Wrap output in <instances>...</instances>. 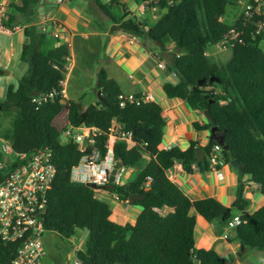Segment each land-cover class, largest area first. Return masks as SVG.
I'll return each instance as SVG.
<instances>
[{
  "label": "trees",
  "instance_id": "obj_1",
  "mask_svg": "<svg viewBox=\"0 0 264 264\" xmlns=\"http://www.w3.org/2000/svg\"><path fill=\"white\" fill-rule=\"evenodd\" d=\"M133 1L144 3L148 10L155 6L157 18L150 24L137 20L129 16L120 0H109L100 6L121 29L159 41L162 47L172 45V62L165 63V67L174 72V78L163 82V91L193 109L209 111L213 122H194V127L201 130L216 125L228 145L227 150L221 149L223 162L235 159L243 163L241 176L257 183L264 195V49L260 46L264 26L256 31L264 14L247 15L242 10L227 21L222 18L229 0ZM37 3L38 0H19L7 7L4 24L22 27L24 41L18 59L27 68L16 85L6 86L0 100V113L11 116L10 126L0 127V135L16 152L51 149L56 173L43 216L45 229L64 238L73 235L76 228L87 230L84 250L75 253L78 264H227L213 249L195 247V213L215 223L217 233L223 232L229 218L239 214L241 222L231 228L233 234L228 239L264 250V204L252 213H243L247 200L242 195V184L226 206L215 197L190 200L168 178L166 170L179 159L183 169L191 171L198 146L190 140L185 150L176 146L159 148L165 124L161 104L134 94L135 100L120 106L121 89L102 67L96 72V87L105 102L97 99L85 104L81 98L66 99L62 95L68 47L35 23ZM221 39L230 49L223 63L207 54V49ZM209 76L218 81H209ZM201 78L204 80L198 82ZM48 93L52 96L39 103L32 100ZM113 118L121 130L131 133L134 142L127 146L124 139H115L117 163L139 168L143 154L149 157L134 178L113 182L106 189L120 200H127L129 194L140 195L133 201L140 206L133 224L112 220L108 202L84 183L70 181V168L83 152L77 142L60 141V133L68 124L95 126L99 130L95 145L102 155L105 133ZM215 143L218 142L211 139L199 147L205 154L197 162L200 169L209 168L207 155ZM3 174L4 170L0 171V178ZM13 249L11 244L3 245L0 264L10 259Z\"/></svg>",
  "mask_w": 264,
  "mask_h": 264
},
{
  "label": "crops",
  "instance_id": "obj_2",
  "mask_svg": "<svg viewBox=\"0 0 264 264\" xmlns=\"http://www.w3.org/2000/svg\"><path fill=\"white\" fill-rule=\"evenodd\" d=\"M1 1L7 7L12 2L19 3V0ZM87 1L38 0L37 3L35 23L50 33L58 32L59 41L68 47L63 96L66 99L81 98L85 104L95 102L98 99L96 72L102 67L109 77L116 80L122 94H141L145 100H153L161 104L165 124L159 148L176 146L180 150H185L190 140L196 141L198 147L208 144L211 140L210 127L197 130L193 125L194 122L199 124L209 122L203 111L191 108L182 99L167 96L162 89L163 82L172 81L174 77L165 65L161 67L158 63L165 62L161 51L172 53V45L169 43L162 47L145 35L138 36L121 29L111 19L101 18L88 6ZM107 1L109 0H97L99 4ZM120 1L130 12L129 16L146 24L154 20L144 3L133 0ZM241 1L233 0L231 9L234 8L236 12L227 10L222 19H234L237 5ZM16 31H22V27L18 25L17 28H10L9 31L1 30L8 34ZM212 47L207 49V54L210 56L217 53L220 46L214 44ZM19 53L20 49L18 57ZM2 99L0 97V100ZM148 159L149 157L143 154L139 168L123 167L122 172L126 173L124 181L134 178ZM197 162L195 160L189 172L183 169L179 161L166 170L168 178L178 185L190 200L215 197L229 206L240 183L242 195L247 200L243 213H252L264 204V195L260 192L258 184L250 181L246 175L241 176L240 170L229 162H223L217 169H200ZM104 192L109 194L111 202L122 210L121 214H118L111 208L109 217L118 223L133 224L140 206L133 201L120 200L114 193ZM216 231L215 223L208 222L195 213L193 229L195 247L213 249L227 264H264V250L248 248L236 239H228L232 237L233 231L226 227H223L222 233ZM85 239L75 240V247L62 254L56 264H74L76 251L85 248ZM42 241L44 254L40 264H47L48 261L44 260L46 255L51 257L56 254L57 249L65 247L69 239L56 233L45 235ZM72 253L74 259L70 261Z\"/></svg>",
  "mask_w": 264,
  "mask_h": 264
},
{
  "label": "built area",
  "instance_id": "obj_3",
  "mask_svg": "<svg viewBox=\"0 0 264 264\" xmlns=\"http://www.w3.org/2000/svg\"><path fill=\"white\" fill-rule=\"evenodd\" d=\"M149 11L151 17L156 19L157 8L152 6ZM243 11L247 15H251L253 12L264 14V0H246ZM7 16L8 8L0 0V31H9L10 28L18 27V25L6 26L4 21ZM263 26L264 21H259L256 31L258 32ZM41 29L46 30L44 27ZM50 34L58 36V32ZM216 44L224 47L226 41L221 39ZM158 65L163 67L165 62L160 61ZM171 74L174 75V72ZM62 85H64V80ZM61 93L64 94L63 87ZM51 96V93L42 94L33 97L32 100L39 103L42 99ZM133 100H135L134 94L119 95L120 106ZM98 133L99 130L95 126L89 125L73 126L68 124L61 131L60 141L77 142L78 149L83 152L78 162L70 168L69 179L71 182L84 184L94 182L97 185H104L108 182V174L114 167H116L114 183L120 182L123 165L118 164V159L114 157L113 144L115 139L120 138L127 142V146L133 145L131 133L121 130L118 121L113 118L105 133L103 144L105 151L102 155L95 145ZM221 149L220 143H215L210 148L207 155L209 168L217 169L223 164ZM3 170L4 174L0 178V249L5 244L14 246L12 256L5 264H40L44 254L42 234L46 230L43 225V216L56 173L51 149L40 148L27 153L16 152L9 140L0 135V171ZM93 190L106 191L104 188ZM240 222V215L235 214L227 220L226 228L231 229ZM78 263L77 259L74 260V264Z\"/></svg>",
  "mask_w": 264,
  "mask_h": 264
},
{
  "label": "rangeland",
  "instance_id": "obj_4",
  "mask_svg": "<svg viewBox=\"0 0 264 264\" xmlns=\"http://www.w3.org/2000/svg\"><path fill=\"white\" fill-rule=\"evenodd\" d=\"M246 0H242L241 3H238V9L237 13L234 14V17L244 9ZM233 5V0H229L228 2V10L235 13V9H231ZM232 19H227V21H231ZM24 40V35L22 31H16L13 33H4L0 31V97L4 98L6 86L8 84H17L18 78L25 72L27 68V64L19 61L18 59V52L20 49V46ZM213 46V45H212ZM210 46L211 48H213ZM260 46L264 49V37L260 42ZM230 55V49L225 44L224 47H219L217 53L214 55H211L214 59H216L218 62L223 63ZM10 114L1 112L0 113V127L1 129H5L10 126ZM59 124L62 123V121H58ZM126 168L125 166H122ZM126 173L121 172L120 173V181L125 180ZM95 195L110 203L111 200L109 198V194L105 193L104 190H101L99 192L95 191ZM111 208L114 212L121 214V208L111 202ZM56 233L53 231L45 230L42 234V238L45 235H55ZM87 236V230L85 228H76L74 230L73 235H71L68 239V244L65 247H59L56 251V254L49 257V255H46V258L44 260L48 261L47 264H56L60 258V256L66 252H68L72 247H75V240H82ZM74 254L72 253L70 255V261L74 259Z\"/></svg>",
  "mask_w": 264,
  "mask_h": 264
},
{
  "label": "water",
  "instance_id": "obj_5",
  "mask_svg": "<svg viewBox=\"0 0 264 264\" xmlns=\"http://www.w3.org/2000/svg\"><path fill=\"white\" fill-rule=\"evenodd\" d=\"M87 4L90 8H92L101 18L105 19V20H109L110 19V16L105 12V10L100 6V4L97 2V0H88L87 1ZM158 42L160 45L161 43L159 41H156ZM161 55H162V58L163 60L166 62V63H171L172 62V58H173V53L171 52H168V51H164L162 50L161 51ZM204 80V78H201L200 80H198V82ZM208 80L209 81H218V79L214 76H209L208 77ZM96 95H97V98L98 100L102 101V102H105L104 98L102 97L101 93H100V89H97V92H96ZM203 113L205 114V116L207 117L208 121L209 122H213V118L212 116L210 115L209 111L207 109H204L203 110ZM209 139H214L216 140L217 142H219L222 146L223 149L227 150L228 149V145L224 142V137H223V134L218 132V128L216 125H212L210 127V135H209ZM204 156V151L197 147L196 148V151H195V160L196 161H199L202 157ZM179 162L181 161L180 159L178 160ZM229 164H231L232 166L236 167L238 170H240V168L244 165L243 163L241 162H238L237 160L235 159H231L229 161ZM115 172H116V167L112 168L108 174V182L104 185H97L95 184L94 182H86L85 185L92 188V189H95V188H104V189H108L112 186L113 182H114V175H115ZM140 195L138 194H129L128 197H127V201H134L136 200L137 198H139Z\"/></svg>",
  "mask_w": 264,
  "mask_h": 264
}]
</instances>
